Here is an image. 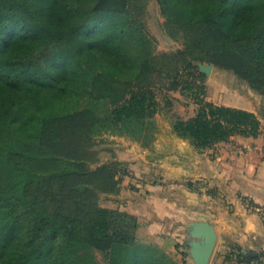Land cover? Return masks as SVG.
Masks as SVG:
<instances>
[{"label": "trees", "instance_id": "obj_1", "mask_svg": "<svg viewBox=\"0 0 264 264\" xmlns=\"http://www.w3.org/2000/svg\"><path fill=\"white\" fill-rule=\"evenodd\" d=\"M157 2L183 48L156 50L137 17L147 0H0V264H179L139 238L135 214L99 201L130 171L99 159L96 136L150 147L173 102L156 85L197 95V62L264 96V0ZM197 99L172 121L197 150L262 133L255 111ZM224 264H264V250Z\"/></svg>", "mask_w": 264, "mask_h": 264}, {"label": "crops", "instance_id": "obj_2", "mask_svg": "<svg viewBox=\"0 0 264 264\" xmlns=\"http://www.w3.org/2000/svg\"><path fill=\"white\" fill-rule=\"evenodd\" d=\"M169 137L162 148L161 136L156 138L153 165L130 150L125 156L111 153L108 158L124 161L130 172L102 205L135 214L138 235L145 232L144 241L159 245L179 264H199L186 241L185 229L192 224L215 230L207 264H224L225 254L236 249L264 250V120L258 137L236 135L202 151L174 132ZM150 172L153 180H144ZM195 239L205 241V231ZM180 244L186 249L179 251Z\"/></svg>", "mask_w": 264, "mask_h": 264}, {"label": "rangeland", "instance_id": "obj_3", "mask_svg": "<svg viewBox=\"0 0 264 264\" xmlns=\"http://www.w3.org/2000/svg\"><path fill=\"white\" fill-rule=\"evenodd\" d=\"M137 17L141 22H144L147 31L155 41L157 51H174L183 48L182 41L172 38L166 31L164 26L165 18L161 14L157 0H147L144 12L139 13ZM201 64L207 65L208 63L197 62L195 64L196 78L193 80L197 85L192 91H197V95L192 92L182 93L179 90H167L164 88L166 84L156 85L162 106L165 103L164 95L167 94L173 98L172 109L168 111L164 106L155 116L157 124L156 138L161 136L160 148L163 147L162 144H165L164 142H170L169 136L173 132V119L176 117L188 118L196 113L200 106L197 98L217 104L251 109L261 115V118L264 120V96L262 94L254 90L247 81L240 79L229 70L218 68L212 64V68L208 72H205ZM201 85L203 89L198 88ZM155 142L156 139L147 148V152L144 153L140 147L141 143L138 141H134L128 137H118L110 133H102L96 136L95 148L98 149L99 159L102 162L108 161L111 153L125 156V153L130 150L132 153H136L133 156L139 155L137 157H140V155H143L146 158V163L153 165L152 162L155 155L153 147L155 146ZM110 148L112 151H108ZM152 177L154 175L150 172V176L144 177V180H153ZM98 198L99 201L101 200V203H107V193H100ZM145 234V232H142L138 236L144 240L143 238L147 237ZM183 249H186V247L182 245L179 251ZM99 257L101 256L99 255Z\"/></svg>", "mask_w": 264, "mask_h": 264}, {"label": "water", "instance_id": "obj_4", "mask_svg": "<svg viewBox=\"0 0 264 264\" xmlns=\"http://www.w3.org/2000/svg\"><path fill=\"white\" fill-rule=\"evenodd\" d=\"M203 71L208 72L212 68V64L208 63L207 65L201 64ZM205 231L206 239L205 241H197L195 238L200 234V232ZM186 241L192 246L191 250L193 251L194 256H196L199 264H207L211 256L212 245L216 239V233L214 228L211 225L206 227L198 226L192 224L185 229ZM243 253L247 254L246 250H243Z\"/></svg>", "mask_w": 264, "mask_h": 264}, {"label": "built area", "instance_id": "obj_5", "mask_svg": "<svg viewBox=\"0 0 264 264\" xmlns=\"http://www.w3.org/2000/svg\"><path fill=\"white\" fill-rule=\"evenodd\" d=\"M251 207H253V204L252 205H250Z\"/></svg>", "mask_w": 264, "mask_h": 264}]
</instances>
